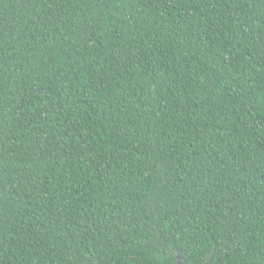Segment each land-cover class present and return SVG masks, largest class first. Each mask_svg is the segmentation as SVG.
I'll return each instance as SVG.
<instances>
[{
  "label": "trees",
  "instance_id": "obj_1",
  "mask_svg": "<svg viewBox=\"0 0 264 264\" xmlns=\"http://www.w3.org/2000/svg\"><path fill=\"white\" fill-rule=\"evenodd\" d=\"M0 264H264V0H0Z\"/></svg>",
  "mask_w": 264,
  "mask_h": 264
}]
</instances>
